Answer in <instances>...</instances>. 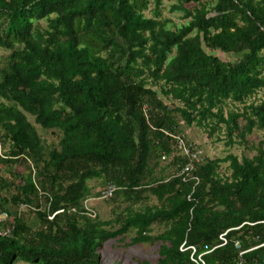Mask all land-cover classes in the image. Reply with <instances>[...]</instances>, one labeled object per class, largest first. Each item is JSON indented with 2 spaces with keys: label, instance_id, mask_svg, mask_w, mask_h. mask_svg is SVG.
Listing matches in <instances>:
<instances>
[{
  "label": "trees",
  "instance_id": "obj_1",
  "mask_svg": "<svg viewBox=\"0 0 264 264\" xmlns=\"http://www.w3.org/2000/svg\"><path fill=\"white\" fill-rule=\"evenodd\" d=\"M169 1L187 20L174 29L159 19L162 0H0V264H103L109 240L155 246L157 264H194L181 244L202 251L227 230L205 263L238 264L264 244V0ZM182 121L223 130L229 145L261 140L250 158L205 157L194 185L174 177L182 158L161 160ZM36 126L59 128L48 150ZM15 167L26 172L13 193L3 172ZM93 180L117 188L99 202L106 214L84 209L100 192Z\"/></svg>",
  "mask_w": 264,
  "mask_h": 264
},
{
  "label": "rangeland",
  "instance_id": "obj_2",
  "mask_svg": "<svg viewBox=\"0 0 264 264\" xmlns=\"http://www.w3.org/2000/svg\"><path fill=\"white\" fill-rule=\"evenodd\" d=\"M173 3L169 0H162L161 4V16L160 20H167V26L170 29H174L176 27H180L181 25L185 24L187 20L183 17V13L180 11H171L170 10V4ZM151 7V5H150ZM146 16H151V13L146 12ZM205 52L209 55H213L215 57H218L220 60L228 63H234L238 59L242 57V54H229L226 55L220 51H211L208 49H204ZM9 55V51L3 50L0 48V65H4L6 63V57ZM158 92L159 98H161L170 108L173 106H181L179 102H173L172 99L166 98L160 93L159 88H153ZM262 93H259V96H261ZM239 109L241 106L238 107ZM233 105L228 104L224 108V112H228L229 110H233ZM29 120L32 121V117L28 116ZM38 129L39 135L43 138V142L46 146V150L49 149L52 143H55L59 137L60 130L59 128L51 129L43 131L40 127L36 126ZM185 136L187 141L195 146L196 148L200 149L203 154L207 158H219L223 159L229 154H233L237 156L239 159L242 156H245L247 158L252 157L255 154V151L252 148L251 145H256L260 140V134L259 132H254L251 135L247 137L249 148H246L244 145H241L240 143H236L234 145H229L227 143V138L223 132H215L212 136H208V129H206L203 126H198L197 124L193 123L190 126L185 125L182 122H180V132ZM41 165V161L38 162V164L32 163V166ZM173 171V169H172ZM175 171V170H174ZM25 170L21 167H15L9 170V173H7V170L3 173L5 174V179L8 180L11 187L13 188L16 185H19L22 183V178L25 175ZM12 174V176L10 175ZM220 173L224 176H228L230 174V169L228 167V163H222L220 165ZM171 174V173H170ZM168 174V175H170ZM93 184L92 193L99 191L102 188V185L100 186V183L98 181L93 180L90 182ZM10 191V193H11ZM14 192V191H13ZM8 191H3L2 196H7ZM94 195V194H93ZM89 200V199H88ZM155 202L152 200L151 203ZM93 203V202H92ZM93 204L96 205V208L99 207L102 213L106 214L108 211L107 204L101 203L99 204L98 201L94 202ZM118 245L115 240H109L105 243L104 247L99 251V254L102 258L103 264H157V254L155 253L156 247L155 246H147V245H139L136 247H127V248H113L112 246ZM143 246V247H142ZM136 255L141 260L147 261L146 263H138L133 260V256ZM16 264H27L23 262H17Z\"/></svg>",
  "mask_w": 264,
  "mask_h": 264
},
{
  "label": "built area",
  "instance_id": "obj_3",
  "mask_svg": "<svg viewBox=\"0 0 264 264\" xmlns=\"http://www.w3.org/2000/svg\"><path fill=\"white\" fill-rule=\"evenodd\" d=\"M167 136H169L172 140L171 143V152L170 154L162 153L161 160L162 161H170L174 162L178 158H182L184 161L182 163H178L174 177L181 179L182 182H189L193 181L194 185H197L199 183L198 176L194 175L196 168L200 165H202L205 162V155L203 152L195 148L191 144H187L185 137L183 134L180 133H169L165 132ZM117 188L114 185H107L103 189H100L99 195L97 197L90 198L89 200H86L84 202V209L90 213L91 215H94L91 211L90 206L93 205L94 202H101V201H108L110 200L114 193L116 192ZM194 188L191 193H193ZM191 198V195L188 196V199ZM93 202V203H92ZM24 208L22 205L20 206V211H23ZM62 210L57 211L55 214L62 213ZM54 214V215H55ZM53 215V216H54ZM52 216V217H53ZM50 217V218H52ZM9 218V215L7 212H0V237L7 236L9 233V228L7 229H1V224L5 223ZM238 229V228H237ZM229 230L225 231L221 235H219L218 240L219 243L208 248L204 247L202 251H198L197 247L194 245H186V241H184L179 250L181 252H190V260L194 264H206L205 263V256L216 250L217 248L223 247L228 244V234ZM234 248L240 249V243L239 241L234 242ZM249 252V250H240L239 257L241 258L238 262V264H246L245 261L242 259L243 255Z\"/></svg>",
  "mask_w": 264,
  "mask_h": 264
},
{
  "label": "crops",
  "instance_id": "obj_4",
  "mask_svg": "<svg viewBox=\"0 0 264 264\" xmlns=\"http://www.w3.org/2000/svg\"><path fill=\"white\" fill-rule=\"evenodd\" d=\"M9 165H11V164H9ZM10 170V168H8V171ZM21 184H19V185H16V186H14L13 188L11 187V189H13V193H16V190H17V188H18V186H20ZM264 244H262V245H259V246H257V247H253V248H250L249 249V252H251V251H253V250H256V249H258V248H261V246H263ZM256 264H264V254H261L260 256H259V258H258V260L256 261Z\"/></svg>",
  "mask_w": 264,
  "mask_h": 264
}]
</instances>
